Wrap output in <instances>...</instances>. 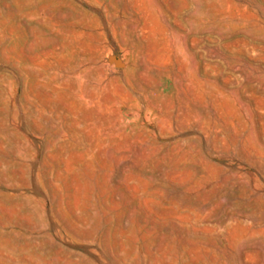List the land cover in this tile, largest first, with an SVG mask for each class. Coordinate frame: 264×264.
<instances>
[{
	"label": "rangeland",
	"instance_id": "374dc122",
	"mask_svg": "<svg viewBox=\"0 0 264 264\" xmlns=\"http://www.w3.org/2000/svg\"><path fill=\"white\" fill-rule=\"evenodd\" d=\"M0 264H264V0H0Z\"/></svg>",
	"mask_w": 264,
	"mask_h": 264
}]
</instances>
